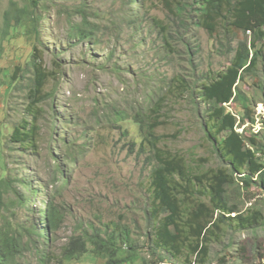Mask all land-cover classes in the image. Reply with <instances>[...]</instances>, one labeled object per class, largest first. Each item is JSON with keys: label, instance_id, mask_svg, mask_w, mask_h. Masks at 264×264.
Here are the masks:
<instances>
[{"label": "rangeland", "instance_id": "374dc122", "mask_svg": "<svg viewBox=\"0 0 264 264\" xmlns=\"http://www.w3.org/2000/svg\"><path fill=\"white\" fill-rule=\"evenodd\" d=\"M36 1V12L42 19L40 35L19 28L3 37L0 31V82L8 84L20 66L12 90L6 86L0 89V123L6 121V126L13 128L25 116L34 76L32 53L38 47L41 63L50 74L42 92L46 100L39 104V150L33 157L19 149H5L3 155L13 176L30 173L48 185L35 205H41L46 197H55L66 214L62 229L49 247L50 255H61L74 235L113 228L119 223L128 226L141 247L142 257L132 264H185L184 259L170 253H165V260L157 258L145 243L151 168L144 161L146 155L138 153L141 135L135 116H150L160 103L159 118L164 121L156 130L163 138L160 146L196 157L207 156L206 146L210 143L195 108L200 97L193 96L192 85L195 81L200 86L207 79L209 82L232 63L235 53L228 54L227 46L222 50L219 37L193 27L186 36L188 41L178 43L176 52L165 57L159 52L161 40L148 24L139 28L128 23L131 17L141 19L143 14L165 19L166 14L157 5H150L145 12L137 10L131 0ZM32 6L31 0H0V28L7 10H30ZM77 7L87 8L89 19L99 26L97 37L79 43L72 37L67 12ZM72 12L79 23L82 16ZM185 31L183 26L181 32ZM258 68L263 72L264 59ZM253 77L240 87L251 98L258 118L264 111V84L262 78L259 81ZM228 107L238 113L235 103ZM260 126L262 129L263 124ZM211 157L218 162L213 154ZM57 163L65 170V182L53 172ZM7 217L23 229H33L37 222V216L24 209L17 208L15 215ZM32 237L42 243L36 234ZM30 239V235L25 237L29 243ZM258 246L264 247V227L230 232L226 241L212 246L207 264H220L225 254L229 256L227 264H245L256 259ZM22 261L40 264L33 246H28ZM68 264H106V260L87 253Z\"/></svg>", "mask_w": 264, "mask_h": 264}, {"label": "trees", "instance_id": "16d2710c", "mask_svg": "<svg viewBox=\"0 0 264 264\" xmlns=\"http://www.w3.org/2000/svg\"><path fill=\"white\" fill-rule=\"evenodd\" d=\"M131 1L140 11L148 12L150 5L163 9L165 19L143 14L141 19L131 17L128 23L139 28L148 24L161 40L159 52L165 57L176 52L178 43L188 41L186 36L193 27L219 37L221 49L227 46L228 54L235 53L232 63L209 82L207 79L200 86L195 81L192 85L193 96L200 97L195 108L210 143V147L206 146L207 156L196 157L160 146L163 138L156 134L164 123L159 118L160 103L150 116L142 113L135 116L141 135L138 153L146 155L144 161L151 168L145 207L149 231L145 243L159 259L165 260V253H170L184 259L185 264H207L212 246L226 241L228 233L264 227V121L263 128L256 133L253 129L257 119L255 106L240 87L252 76L259 81L262 78L264 84V70L258 68L264 59V0ZM31 3L34 6L30 10L14 8L5 12L4 25L0 28L3 37L9 36L11 29L19 28L41 34L42 19L36 12L37 1L31 0ZM72 11L82 16L79 23L75 22ZM67 13L71 35L78 38L77 43L97 37L99 26L89 19L87 8L77 7ZM183 26L187 31L181 32ZM41 60L35 47L31 100L25 116L13 128H8L6 121L0 123V264H23L28 246H33L39 254L40 264H68L87 253L102 257L106 264L135 263L142 257L141 247L132 238L128 226L119 223L113 228L91 229L90 233L72 236L61 255L52 257L49 247L54 235L62 229L66 214L55 197H46L41 205H35L38 196L48 188L44 180L33 178L30 173L13 176L10 172V164L3 155L5 149H19L31 157L39 150V104L46 100L42 92L50 76ZM19 69L20 66L8 84L0 82V89L6 86L12 90L11 86L18 81ZM240 101L241 107L238 106ZM232 102L239 108L238 113L228 107ZM250 124L252 128L248 127ZM212 154L218 162L212 159ZM64 171L61 163L53 166L54 174L63 182L66 181ZM17 208L37 216L33 229L16 227L8 220L7 216L15 215ZM28 235L30 243L25 240ZM256 256L245 264H264V247H257ZM228 259L226 254L221 256L220 264H227Z\"/></svg>", "mask_w": 264, "mask_h": 264}, {"label": "built area", "instance_id": "2783aa9c", "mask_svg": "<svg viewBox=\"0 0 264 264\" xmlns=\"http://www.w3.org/2000/svg\"><path fill=\"white\" fill-rule=\"evenodd\" d=\"M264 107V105L262 106V108ZM263 110H264V108H263ZM262 114H263V116H262ZM262 121H264V111H261V115L260 116H258V118L256 119V124L254 125V131L256 132V133H258V132H260L261 131V126H260V124H263L262 123ZM256 126H260V128L258 129V128H256Z\"/></svg>", "mask_w": 264, "mask_h": 264}]
</instances>
